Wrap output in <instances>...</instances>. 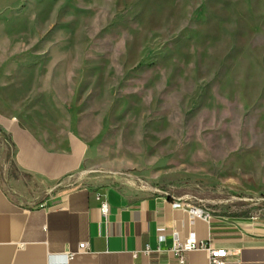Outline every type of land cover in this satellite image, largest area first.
I'll return each instance as SVG.
<instances>
[{"label":"rangeland","instance_id":"1","mask_svg":"<svg viewBox=\"0 0 264 264\" xmlns=\"http://www.w3.org/2000/svg\"><path fill=\"white\" fill-rule=\"evenodd\" d=\"M0 106L87 139L78 183L264 215V0H0Z\"/></svg>","mask_w":264,"mask_h":264},{"label":"crops","instance_id":"2","mask_svg":"<svg viewBox=\"0 0 264 264\" xmlns=\"http://www.w3.org/2000/svg\"><path fill=\"white\" fill-rule=\"evenodd\" d=\"M0 134L11 141L19 172L10 180L18 197L0 179V264H178L172 243L192 232L230 252L223 264H264V215L213 213L207 219L173 206L179 198L164 193L78 183L87 139H45L1 106ZM99 191L109 204L105 216ZM83 242L88 251L79 250ZM69 252L76 253L67 260ZM186 264H211V255L190 251Z\"/></svg>","mask_w":264,"mask_h":264},{"label":"built area","instance_id":"3","mask_svg":"<svg viewBox=\"0 0 264 264\" xmlns=\"http://www.w3.org/2000/svg\"><path fill=\"white\" fill-rule=\"evenodd\" d=\"M169 196V195H167ZM97 200L99 201V206L101 213L105 216L108 212V200L106 198L105 193L99 191L96 194ZM173 206L175 207H187L190 212L193 214H198L201 217L209 218L212 216V212L210 210L194 206L188 202L183 201L182 199H177L173 202ZM159 239L163 241L164 236H160ZM80 251H88L89 247L86 242H83L79 246ZM193 250H207L211 255V264H223L226 256L230 254V252L226 249H214L210 243L200 240L197 238L196 234L192 232L183 240H180L178 237H175L171 251L176 255L178 264H186L187 263V253ZM76 252H69L67 254V260L73 258Z\"/></svg>","mask_w":264,"mask_h":264}]
</instances>
